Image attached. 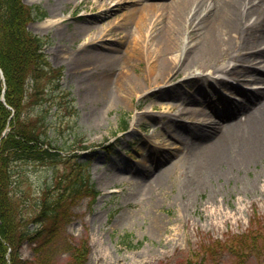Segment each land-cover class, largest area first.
<instances>
[{"label": "rangeland", "instance_id": "1", "mask_svg": "<svg viewBox=\"0 0 264 264\" xmlns=\"http://www.w3.org/2000/svg\"><path fill=\"white\" fill-rule=\"evenodd\" d=\"M244 1L247 2L241 10L246 26L235 34L232 49L212 61L211 66H194L188 74L177 73L166 85L177 86L175 97H163L159 86H149L132 93L128 88L129 98L119 102L104 94L92 97L84 91V84L88 82L85 79L90 75L110 76L116 82L128 71L136 76L142 71L145 74L148 72L145 51L141 61L131 67L125 60H118L110 67L87 64L82 75H72L67 53L83 46L82 43L85 45L86 39L75 44L68 41L66 25L71 29L79 22L77 17L96 16L102 7H93L97 3H71L72 0L58 6H54L55 0H23L44 12L45 17L36 16L29 28L47 39L45 51L51 63L63 69L59 85L49 87L48 100L39 101L27 110L31 116L45 117L53 144L68 149L85 146L76 160L90 162L91 182L100 193L93 203L89 196L74 203L71 221L61 225L57 247L49 250L51 264H70L68 251L83 240H87L90 249L85 264H264L262 97L259 92L249 93V100L256 96L260 101L238 112L236 117L223 113L231 102L241 101L240 91H264L263 78L253 84L242 81L254 74L252 66L264 69V60L253 65L247 57L250 50L264 48V0ZM136 2L173 3L174 0L107 3V7L121 6L116 12H105L102 17L92 19L102 28L104 40L100 46H110L115 49L114 54L126 57L135 34L127 32L124 21L135 5L143 4ZM58 19L66 20L58 25ZM49 21L54 24L50 25ZM185 24L183 52L188 49L186 43L190 48L198 41V35L190 32L188 23ZM162 26L156 23L157 29L151 31L150 24L142 37L156 33ZM125 33L127 36L123 39L117 37ZM64 50L67 51L64 53ZM223 66L231 71L226 74L216 71ZM255 74L263 76L264 72ZM66 92L70 93L68 97L63 96ZM168 103L169 114L158 120L156 114ZM210 116H214L215 125L219 123L224 128L237 124V128L226 137L218 128L202 138L200 131L209 126L197 122ZM124 122L127 123L125 130L121 128ZM219 141L223 146L216 154V162L211 163L213 149ZM109 143L112 148L107 150L104 146ZM260 149V156L249 162L248 155ZM64 169L65 164L60 162L54 165L17 163L13 194L25 192L21 199L31 207L52 172L60 173ZM164 171L167 177L164 185L152 190L155 186L152 180ZM156 218L160 219L159 223H154ZM129 243L137 247L131 248ZM244 243L249 247L238 248L237 252L230 250ZM20 252L27 260H32L35 254L29 243Z\"/></svg>", "mask_w": 264, "mask_h": 264}, {"label": "trees", "instance_id": "2", "mask_svg": "<svg viewBox=\"0 0 264 264\" xmlns=\"http://www.w3.org/2000/svg\"><path fill=\"white\" fill-rule=\"evenodd\" d=\"M33 19L32 9L22 0H0V69L6 84L4 103L0 78V264H51L49 250L57 247V232L71 220L74 203L83 196L95 199L97 195L89 183V162L76 161L74 150L61 156L60 151L67 149L48 140L45 117L31 116L27 110L45 101L50 85L61 76L60 69L51 67L44 55V40L27 28ZM41 144L49 148L44 149ZM21 162L65 164L62 172L52 174L50 184L41 189L42 195L29 213L24 212L13 194L15 165ZM25 242L34 245L32 260L21 256ZM248 245L244 243L235 251ZM88 251L86 243L79 247L73 253V264L77 259L80 262L82 255L87 256Z\"/></svg>", "mask_w": 264, "mask_h": 264}, {"label": "bare ground", "instance_id": "3", "mask_svg": "<svg viewBox=\"0 0 264 264\" xmlns=\"http://www.w3.org/2000/svg\"><path fill=\"white\" fill-rule=\"evenodd\" d=\"M111 1L112 0H72L71 2V0H55L54 4V6H58L65 5L69 2H85L86 4L97 3L93 6L95 8L102 7L96 16L91 17L90 14H87L89 16L86 15L85 18L77 17V21L79 22L74 23L71 29H69V24L66 25L67 32L65 34L68 41L74 42L75 44L80 39H86L85 45L82 43L83 46L81 45L78 49L74 51L71 50L67 53L69 71L72 75H82V70L87 67V64L101 63L102 66L110 67L115 66L118 60H125V62L127 61L128 67H131L138 60L141 61L142 52L145 51L143 55L148 61V72L145 74L142 71L136 76L131 71H128L124 75L118 77L116 82L114 80L111 81L110 76H87L85 80L88 82L84 84V91H88V94L90 93L94 98L100 94H104V97L111 98L112 100L118 99L119 102H122L129 98L126 96L128 88H130L128 92L132 93L135 90L143 91L149 86H159V91L162 92L163 97H175L177 95V86L172 85L169 87L166 86L167 83L176 77L177 73L188 74L194 66H211L210 63L212 61L222 58L232 49L235 34L246 26L245 21L242 19L241 10L243 3L247 2L244 0H174L175 3L136 2L143 4L135 5V3H133L135 6L130 10L129 18H125L124 21L126 23L125 27L127 32H134L135 34L134 42L132 46H128L126 57H124L120 53L114 54L113 51H115V49L110 46L106 48L99 45V43L104 40L101 34L102 28L92 21L95 17H102L105 12H116L120 9L121 4H116L119 8L107 7L106 4ZM122 4L125 9L126 5L124 3ZM185 19L187 20L186 22ZM65 20L66 19H58V25L63 24ZM49 22L51 23L50 25L54 24L51 21ZM156 23L163 24V26L158 29L156 33H151V35L149 33V36L147 35L145 38L144 36L142 37V33L147 30L150 24L152 25L151 31L157 29L155 28ZM185 23H188L189 28H191L190 32L198 35V41L193 43L190 48L188 47L189 43H186L185 48L188 49L183 52V39L185 38L183 30L184 27L187 26ZM125 36H127V33L117 35V37L121 39ZM101 47H103V50H101ZM61 50L62 48L59 50L60 53H62ZM65 51L67 50H64V53ZM247 57L249 61L253 62V65L258 64V62L264 60L262 59L264 58V48L256 51L250 50ZM228 68L229 67L223 66L216 71L226 74L231 71V69ZM251 68L254 69V74H249L248 78L250 79L242 80L243 82H250V84H253V82H258L262 80V78L264 79V75L258 76L255 74L256 71L264 72L263 68H258L257 66H252ZM188 76L189 75H186V77ZM219 80L223 81L222 79ZM144 86L145 88H143ZM254 92L260 93L259 95L262 97L261 104H264L263 90H254L250 92L242 90L240 91L242 94L241 101L231 102L223 113L226 116L236 117L238 112H243L250 108L251 104L259 100L256 96L251 97V100L248 99V94ZM165 105L166 107L164 106L165 108L156 114L158 120L163 115L169 114V103ZM262 112H264V110H262L261 113ZM73 113H75L74 109ZM201 114L203 115V113ZM213 118L214 116H210L202 119L201 124H205L209 127L200 131V137L204 138L210 134L209 131L217 130L218 128L224 137H226L232 130L235 131L237 128V124L236 126L230 125L222 128L219 123L215 125L216 122L212 120ZM250 121L252 122L253 118ZM222 146L220 141L216 144L212 152V159H214V161L211 163L216 162V154ZM261 151L260 149L250 153L248 155L249 162L256 160L260 156ZM219 162H221V160L217 163ZM173 167L174 165L169 166V170L171 168L173 169ZM210 167H212V164ZM143 168L144 170L146 169L145 167ZM213 168L214 166L211 169ZM165 174L166 171L152 180V185L155 184L154 187H151V189L153 188L152 190L161 188L164 185L167 179ZM159 220V218H156L154 223H159Z\"/></svg>", "mask_w": 264, "mask_h": 264}]
</instances>
